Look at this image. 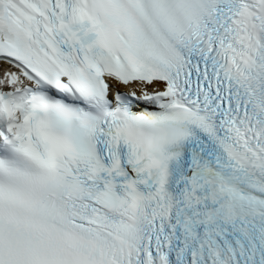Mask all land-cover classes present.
<instances>
[{"label":"snow or ice","instance_id":"6c2138e0","mask_svg":"<svg viewBox=\"0 0 264 264\" xmlns=\"http://www.w3.org/2000/svg\"><path fill=\"white\" fill-rule=\"evenodd\" d=\"M0 264H264V0H0Z\"/></svg>","mask_w":264,"mask_h":264}]
</instances>
